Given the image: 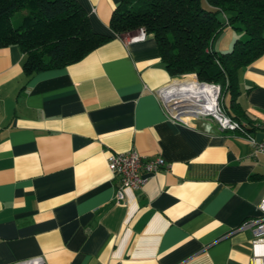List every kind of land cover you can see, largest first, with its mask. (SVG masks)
I'll return each instance as SVG.
<instances>
[{
    "label": "crops",
    "instance_id": "1",
    "mask_svg": "<svg viewBox=\"0 0 264 264\" xmlns=\"http://www.w3.org/2000/svg\"><path fill=\"white\" fill-rule=\"evenodd\" d=\"M75 1L112 35L82 59L26 75L19 47H0V264H249L252 233L235 229L260 214L264 153L208 118H170L160 92L191 74L169 75L152 34L112 33L122 0ZM235 85L236 105L226 90L223 106L264 124V53ZM131 149L169 169L115 204L108 157Z\"/></svg>",
    "mask_w": 264,
    "mask_h": 264
},
{
    "label": "trees",
    "instance_id": "2",
    "mask_svg": "<svg viewBox=\"0 0 264 264\" xmlns=\"http://www.w3.org/2000/svg\"><path fill=\"white\" fill-rule=\"evenodd\" d=\"M16 11L23 13L14 22ZM227 27L243 30L246 38L216 52L211 43ZM109 28L116 35L138 29L152 34L170 76L194 74L198 81L219 84L222 94L231 92L234 106L237 70L264 53V0H122ZM111 37L91 29L75 0H0V47H19L26 75L74 63ZM223 107L243 133L257 128Z\"/></svg>",
    "mask_w": 264,
    "mask_h": 264
},
{
    "label": "built area",
    "instance_id": "3",
    "mask_svg": "<svg viewBox=\"0 0 264 264\" xmlns=\"http://www.w3.org/2000/svg\"><path fill=\"white\" fill-rule=\"evenodd\" d=\"M144 34V30L139 31V36ZM192 88L186 90L187 97L183 99L177 97V92L184 89L168 87L160 93L163 97L165 110L170 118L177 122L185 123L189 117L208 118L214 121L222 130L237 131L243 134L245 141L252 147V155L264 153V138L257 140L251 133H243L240 124L232 119L226 112L222 104V93L219 84L198 81L194 74H191ZM184 86V85H183ZM210 88L211 93L202 96H195L197 91ZM183 93V92H182ZM166 105L170 106V110ZM257 127L264 131V124ZM107 167L113 175L119 177V183L114 196L115 204H125V189H139L146 180L147 174H153L160 170L169 169V164L161 156L147 157L136 150L125 152H115L108 157ZM260 214L243 220L235 230L248 229L252 233L251 239V259L249 264H264V194L256 205ZM12 264H46L42 256H34L13 262Z\"/></svg>",
    "mask_w": 264,
    "mask_h": 264
},
{
    "label": "rangeland",
    "instance_id": "4",
    "mask_svg": "<svg viewBox=\"0 0 264 264\" xmlns=\"http://www.w3.org/2000/svg\"><path fill=\"white\" fill-rule=\"evenodd\" d=\"M202 5L206 6L205 1H202ZM22 13H23L22 11H16L12 17L13 21L15 22L16 19H19V17L22 15ZM236 30L237 29H234V28H225L216 35V37L214 38V40L212 41L211 44H213L214 48L217 47V49H218L217 52L222 53V51L226 52V49H227V51H229L231 49L232 44L235 40V38H233V34L237 33ZM218 42H219V44H218ZM229 43H231L230 46H228L227 48H224L225 50H222L223 48H221V47H223V45L225 46V44L227 46V44H229ZM218 45H220V47H218Z\"/></svg>",
    "mask_w": 264,
    "mask_h": 264
},
{
    "label": "bare ground",
    "instance_id": "5",
    "mask_svg": "<svg viewBox=\"0 0 264 264\" xmlns=\"http://www.w3.org/2000/svg\"><path fill=\"white\" fill-rule=\"evenodd\" d=\"M190 82V80H188V81H185L184 82V84H182V83H180L179 85L180 86H182L183 87V85H184V89L183 90H187L188 88H192L191 86H193L192 84H188ZM178 92H177V97H180V98H184V97H181V96H185V97H187L188 95L185 93L186 91H183V90H180L179 88H178ZM183 92V93H182ZM211 93V90H210V88H204V89H202V92L199 90V91H197V94L195 93V96H197V95H199V96H202V97H205L206 95H209Z\"/></svg>",
    "mask_w": 264,
    "mask_h": 264
},
{
    "label": "water",
    "instance_id": "6",
    "mask_svg": "<svg viewBox=\"0 0 264 264\" xmlns=\"http://www.w3.org/2000/svg\"><path fill=\"white\" fill-rule=\"evenodd\" d=\"M167 109L170 110V106L169 105H166Z\"/></svg>",
    "mask_w": 264,
    "mask_h": 264
}]
</instances>
